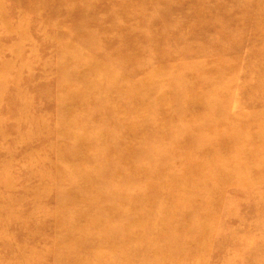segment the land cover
Segmentation results:
<instances>
[{
	"label": "bare ground",
	"instance_id": "bare-ground-1",
	"mask_svg": "<svg viewBox=\"0 0 264 264\" xmlns=\"http://www.w3.org/2000/svg\"><path fill=\"white\" fill-rule=\"evenodd\" d=\"M14 1L19 8L31 9L44 20H54L57 27H62L65 20L72 23V28L58 32L66 36L57 51V68L62 71L58 89L64 92L61 108L69 112L58 123L56 133L70 140V144L57 147V151L63 162L70 163L73 181L68 180L70 184L64 186L62 194L68 203L47 213L49 217L53 215L55 224L60 223L57 213L66 214L61 220L65 233L64 244H59L56 251L57 264H140L152 253H175L179 244L180 249L195 245L209 249L211 239L202 240L199 235L203 230L211 237L216 231L226 188L222 193V187L215 188L216 184L206 180L190 188L182 185L201 170L204 178L211 179L213 154L241 146V131L237 130L240 135L224 134L212 128L232 122L223 117L236 95L237 84L233 81L235 76L226 82L223 73H229L227 57L233 56L240 45L229 44L236 32L230 30L228 14L222 15L221 20L210 16L220 10L217 0ZM225 1L240 5L234 0ZM177 2L178 7H174L172 3ZM254 4L256 0L246 1L241 9ZM259 8L264 13V3ZM184 9L192 13L187 15L183 35L178 30L169 31L167 25L171 24L167 23H172L173 15ZM99 13L103 15L98 16ZM256 21L253 36L263 34L264 17H242L234 25L239 28V24ZM210 29L217 33L218 42L216 38H205L204 44L214 48L218 44L217 49H222L215 58L197 60L182 73L183 65L173 70L167 62L173 60L170 53L174 48L164 52L161 47H176L181 40L204 36ZM120 42L123 47L117 45ZM262 43L259 48L264 51ZM143 45L151 48L152 57L140 58ZM78 54L83 55L82 60ZM176 55L187 53L180 51ZM150 65L153 71L143 74ZM252 66L261 79L264 61ZM75 67L79 70L74 71ZM219 83L223 87L216 89ZM247 86L248 83L243 84L238 91L244 104L254 101L244 93ZM258 103L256 99V106L250 103L249 108H264ZM76 107L85 114L73 115L71 108ZM256 109L243 113L238 108L242 115L234 124L257 125L255 134H260L264 122L259 119L264 111ZM88 165L94 169L84 173ZM63 181L59 178L58 185ZM95 182L98 187H94ZM208 194L211 205L204 200ZM207 207L215 212L210 219L203 213ZM156 208L158 214L154 213ZM116 223L118 227L113 228ZM153 241L157 244L154 251L149 247ZM78 252L85 256H78ZM168 259L164 257L163 264Z\"/></svg>",
	"mask_w": 264,
	"mask_h": 264
},
{
	"label": "rangeland",
	"instance_id": "rangeland-1",
	"mask_svg": "<svg viewBox=\"0 0 264 264\" xmlns=\"http://www.w3.org/2000/svg\"><path fill=\"white\" fill-rule=\"evenodd\" d=\"M234 1L240 4L239 7L228 4L225 0H217L220 10L210 13V16L212 14L219 20L222 19V15L228 14L232 22L230 30L236 32L229 44L240 43L234 52L235 56L227 57L226 72L229 73H223L226 82L235 76L232 80L235 86L237 84L234 89L236 95L233 96V102L228 104L226 109L228 112L223 117L224 121L231 119L232 122H226L225 126L218 128L212 125V128L216 127L224 134L233 132L240 135L237 130L241 131V141L239 140L241 146L240 148L233 146L213 154L210 159L212 171H209L212 174L211 179L204 178L201 170L200 174L192 176L182 185L190 188L206 180L207 183L216 184L215 188L222 187V193L226 188L221 198L224 200L223 213H220L216 231L211 237L203 230L199 235L201 239H211L209 249L199 245L180 249L179 244V247L174 249L175 253L167 251L152 253L140 264H163L164 257L169 258L164 260L165 264H264V128L260 134H255L259 130L257 125L242 122H239L240 125L234 124L240 120L239 115H242L240 112L252 113V110H257L256 108L264 111V108L258 106L249 108V104L253 105L256 99L260 101L259 105H264V75L258 72L262 77L259 79L257 69L252 66L264 61V51L259 48L263 45L264 33L253 36L252 32L257 29V21L239 24V28L234 25L237 23L235 21L242 17L259 19L264 17L261 8L258 9L264 0H256L257 5L245 9H241L242 4L253 0ZM15 2L0 0V264H57L59 261L56 256L57 248L59 244H64L62 237L65 228L61 220L66 214L57 213V220L60 223L55 224L53 215L49 217L47 213H53L58 206L68 203V199L62 197V194L64 188L70 184L68 180L73 181L69 175L70 163L63 162L60 158L61 153L58 154L57 151V147H67L70 144V140L63 139L56 133L58 123L69 112L65 113L61 108L60 99L64 92L58 89L62 71L57 68L59 64L57 51L60 42L66 38L58 32L62 33L70 29V26L72 28V23L65 20L62 27H57L54 20H44L31 9L24 8V11ZM172 4L178 7V2ZM190 13L184 9L181 14L173 15V22L167 23L171 24L167 25L168 30H178L183 35V25L188 21L187 15ZM100 15L103 14L99 13L98 16ZM159 27L163 26L160 24ZM208 32L201 37H189L190 39L187 37L177 43L176 47L173 44L162 46L160 50L164 52L172 51L174 48L170 53L174 55L173 60L167 62L170 67L176 70L183 65L182 73L197 60L214 59V55L222 49H217L218 44L216 48L204 44L205 38H216L218 42L217 33L213 29ZM95 44L101 46L97 41ZM117 45L123 47L121 42ZM180 51L187 53V56H175ZM148 56H153L151 48L143 45L140 58L145 59ZM82 57L83 55L78 54V58L82 60ZM230 66L238 68V71L233 68L232 71ZM75 68L74 71L79 70L78 67ZM65 70L68 72L69 69ZM71 70L73 69L69 71ZM152 71L153 66L150 65L143 69V74ZM181 73L178 75H182ZM77 81L75 79V82ZM247 83L250 86H247L244 93L254 101L244 104L241 97L238 98L241 95L238 91ZM221 86L223 87V83H219L216 89ZM238 108L242 111L239 112ZM71 113L80 117L85 114L82 110L80 112L78 107L71 108ZM259 121L264 122V112L261 113ZM93 169V165H88L84 173ZM59 178L64 180L60 186L57 183ZM94 184V187L99 186L96 182ZM209 194L204 196V200L211 205V200H208L211 196ZM204 212L209 219L215 216L212 207H207ZM154 213L158 214L159 208H156ZM117 227L116 223L113 228ZM149 247L154 251L153 248L157 247L156 242L150 243ZM185 249L190 252L189 255ZM119 250L118 248L117 251ZM47 251H50V254L47 255ZM77 254L85 256L82 252ZM186 255L188 257H185Z\"/></svg>",
	"mask_w": 264,
	"mask_h": 264
}]
</instances>
